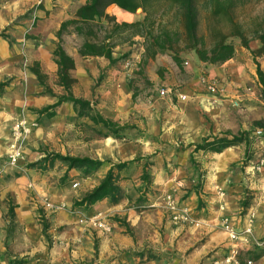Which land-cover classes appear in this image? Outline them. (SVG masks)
Here are the masks:
<instances>
[{
    "label": "crops",
    "instance_id": "0c3cea01",
    "mask_svg": "<svg viewBox=\"0 0 264 264\" xmlns=\"http://www.w3.org/2000/svg\"><path fill=\"white\" fill-rule=\"evenodd\" d=\"M65 2L70 1L0 0V33L6 30V38H0V84L8 83L0 97V166L7 160L13 125L24 120L40 126L22 144L19 174L8 180L0 177V264L21 261L23 264H213L223 260L234 246L221 229V219L228 217L236 230L242 232L251 211L255 214V240L264 223V168L255 176H250L249 170L250 165L264 159V135L260 138L254 135L257 123L264 133V99L251 53L236 47L233 59L221 66L205 67L206 78L221 85L223 95H210L197 75H193L197 71L192 67L187 74L193 78L186 86L174 87L175 79L168 82L172 96L150 97L145 108L133 107L138 108L139 121L129 119V115L114 120L104 117L115 123L122 120L124 124L132 120L137 135L130 142L92 137L87 147H79L80 141H84L80 132L76 136L81 140L72 149L70 126L66 125L67 118L75 117L72 107L65 104L57 108L54 118L45 119L50 121V127L44 130L41 127L45 120L32 113L56 102V98L35 95L48 87L46 78L58 82L53 52L63 20L56 28L53 20L65 14ZM30 10L39 23L49 19L45 22L47 29L41 26L31 35L29 18L13 25ZM50 29L55 36L50 34ZM42 38L49 42L37 46ZM64 51L75 62L71 73L75 80L72 95L91 102V82L77 70L81 57L77 51ZM33 67L43 76L42 84L32 74ZM260 69L264 72V66ZM81 87L87 88L82 98L77 96ZM182 96L184 101L180 100ZM87 125L92 126L89 122ZM224 133L235 136L247 133L251 144L232 146L219 153L193 152L194 146L204 139L221 137ZM57 140L59 145L55 143ZM42 146L49 147L40 149ZM51 153L110 164L86 178L79 171L66 172V166L57 162L47 171L24 168ZM146 158H149L146 170L151 185L149 193H142L139 188ZM136 160L140 162L122 172L115 171L116 184L122 192L117 203L105 199L87 209L73 206L97 187L115 165ZM199 176L201 187L195 190ZM75 183L77 189L72 188ZM176 184L182 186L176 196L178 204L200 220L199 227L174 226L168 221L163 200ZM218 190L223 192V197ZM248 198L250 204L245 210ZM46 201L61 209L54 213L46 211L43 207ZM10 205L14 206L16 228L7 239L5 216ZM221 206L223 212L219 210ZM97 215L107 218L111 232L104 233L78 222L81 216ZM41 216L48 225L45 234ZM236 245L240 249V263L246 264L250 260L243 256L252 252L253 246ZM253 263L264 264V257Z\"/></svg>",
    "mask_w": 264,
    "mask_h": 264
},
{
    "label": "trees",
    "instance_id": "16d2710c",
    "mask_svg": "<svg viewBox=\"0 0 264 264\" xmlns=\"http://www.w3.org/2000/svg\"><path fill=\"white\" fill-rule=\"evenodd\" d=\"M51 1L57 2L61 0ZM205 2L206 6L208 5L210 7L214 17L222 16L229 19L228 11L232 7L234 0H205ZM157 4H168L170 7L175 8L178 21L182 26V33H171L163 29L159 35H153L150 28L154 26L153 23H149V19L151 10ZM111 6H115L124 13L131 15H135L137 11L141 10V12L145 14V17L142 22L117 23L115 18L109 16L106 12ZM102 21H106L110 27L105 28L104 25L101 24ZM197 21V0H86L85 3L76 10L73 19L63 22L56 33L57 44L53 52V57L58 67V86L63 89L64 95L56 97L47 89L48 91H46L45 94L52 98H56V102L51 106L36 111L37 116L39 118L51 120L55 117V110L57 108L68 104L72 107L75 118L87 120L92 124L91 127L97 130L98 135L102 138H119L124 135L128 129V127L120 126L111 120L105 119L99 113H96L91 102L76 99L72 95L71 89L75 80L72 78L71 73L75 69V62L67 56L63 49V36L69 27L73 28L77 36L83 38V42L78 50V54L81 58H103L109 62L110 67L121 63L128 56V54H125L116 59L113 57V50L115 48L113 41L115 39L123 43L130 41L134 37L143 38L144 57L141 63L142 65H146L149 60H153L157 55L169 53L173 62L179 66L181 59L177 55V52L180 45L183 44V49L193 52L200 63L208 66H221L234 58L236 46L231 43L229 39L236 38L240 42V47L250 52L253 57L256 66V76L261 86V98L264 99V72L261 71L260 65L256 62L257 57L264 55V15H262L260 22L253 31L252 39H248L238 26H233L230 35H223L218 32L215 35V42L209 48H206L203 38L198 37L196 34ZM102 30H106V35L102 40H99L97 34ZM4 32L0 33L1 39L6 38ZM251 40H256L260 47L256 50H252L249 46ZM31 72L36 77L39 84H42L44 78L38 68L33 67ZM7 86L8 83L0 84V97L4 94ZM255 126L258 127L256 130H260L261 124L257 123ZM249 136L250 135L247 133L236 136L230 133H224L221 137H209L204 139L201 144L194 146L193 152L211 151L219 153L227 148L241 144H245L246 147H249L251 144L248 141ZM144 160L147 162L143 169V175L141 177L142 185L139 188V192L149 193V186L151 185L150 176L147 171L149 158ZM56 162L65 165L66 172H82L84 178L93 175L101 167L108 165L106 162L92 160L90 158L62 156L60 154L51 153L46 154L44 158L35 163L26 165L25 168L47 171V169ZM139 162V160H136L130 163L115 165L107 172L104 179L97 187L85 194L79 201H75L73 206L75 208L87 209L92 207L95 203L105 199H109L111 203H117L122 197V192L116 184V172H122L127 166ZM198 178L199 180L194 187L195 190H199L201 187L200 176ZM40 219L42 231L45 234L48 225L45 219H43V216H41ZM5 220L7 222L6 233L8 239L13 236L16 228L14 206H9ZM138 256H143V254H139ZM261 257H264V251H262V249L255 253L252 261H258ZM14 264H23V262H15Z\"/></svg>",
    "mask_w": 264,
    "mask_h": 264
},
{
    "label": "rangeland",
    "instance_id": "374dc122",
    "mask_svg": "<svg viewBox=\"0 0 264 264\" xmlns=\"http://www.w3.org/2000/svg\"><path fill=\"white\" fill-rule=\"evenodd\" d=\"M69 1L70 2L68 3L65 2L66 4L64 5L65 14L53 20L55 24L54 28H56L57 25L60 24L59 22H61V20L65 22L73 19L76 10L80 6H82L86 0ZM33 10H30L23 17L17 19L13 23V25L18 24L24 22L25 19L29 18V27L31 28V32L29 33H31V35H33L32 33H35V30L41 26H43L42 28L44 30L47 29L48 25L45 24V22L49 21V19L47 18L45 19V21H43V23H39L32 16ZM197 10L198 21L196 34L198 37L203 38L206 48H209L215 42V35L218 32L222 33L223 35H230L233 26H238L241 31L245 33L248 39H252L253 31L256 29V25L260 22L262 15H264V0H234L232 7L228 11L229 19L222 16L214 17L212 15L210 7L208 5L206 6L205 0H197ZM107 11V14L111 17H114L117 23L142 22L145 17V14H143L141 10L137 11L135 15L124 13L117 7L107 9ZM150 14L151 15L149 23H153L154 26L150 29L154 36L159 35L163 29H166L171 33H182V26L178 21L177 11L175 10V8L170 7L168 4H157L153 7ZM101 24L104 25L105 28L110 27L106 21H102ZM52 25L53 24H51V26L49 25V27H52ZM50 34L55 36V32H53L52 29H50ZM105 35L106 30H102L97 34V37L99 40H102ZM39 39L40 38H38V40ZM45 41L49 42V40H43L42 38L37 46H46L43 43ZM229 41L236 47L240 48V42L238 41V39L233 38L229 39ZM82 42L83 38L75 35L72 27H69L67 32L63 36V48L70 53H73V51L78 52ZM113 42L115 44V48L113 50V57L115 59L119 58L121 55L128 54L126 59L121 63L110 67L107 60L95 58H78L77 62L78 73H81V75H83L89 82H91V93L93 96V98H91V103L93 104L94 111L105 118H111V120H114L117 116L129 115V119H135L139 121L140 114L138 112V108H145L148 105L150 97H166L160 96L159 93L162 90L168 91L171 89L172 86H169L168 82H171L173 79H175L176 86L174 87L180 88L181 86H186L188 82H190L191 78H193V75H197L199 81L201 78H206L204 69L205 67H208V65L202 66L193 52L183 49V44L180 45V48L177 52V55L181 59L180 65L177 66L173 62L172 57L169 53L165 55H157L153 60H149L146 65H142L141 63L144 57L143 38L134 37L130 41H126L123 43H121V41H119L118 39H115ZM249 46L253 50H256V47H260L259 43L256 40H251ZM256 62L260 66H264V55L257 57ZM24 65H27V63L24 62ZM192 67L197 71L196 74H187V71L192 69ZM45 83L46 85H48V87H43L41 89V93L36 94L35 97L51 98L49 95L45 94L46 91H48L47 89H49L52 94L54 93L56 96H60L59 94L64 95V91L61 87L58 86V82H52L48 77L46 78ZM201 86L203 85L201 84ZM85 90H87V88H79L77 96H81L82 98V96L85 95ZM37 91L39 92L40 89H37ZM167 95L172 96V93L169 92ZM44 105L45 104H43V107ZM134 106L138 108L135 109L133 108ZM36 111L37 110H34L32 113H36ZM71 111L73 112L72 108ZM41 119L42 121L45 120V118ZM115 121L117 123H120V125L128 127V129L124 133V135L119 137L122 139H112L124 140L122 142L126 143L130 142V140H132V138L137 135V129L135 128L136 124L133 123L132 120H129L126 124H124L122 120ZM45 123L46 124L41 127L42 130L50 127V121L45 120ZM87 123L88 121L85 119L82 120L75 117L67 118L66 125L70 126L69 133L71 134V137H69V140H71L72 142V149H75V144L81 139H84V141H80L79 147H87L88 144H90L89 142L91 141L92 137L103 139L98 135L97 130H94L91 126H88ZM37 126V128L32 129L31 134L34 132V130L40 128L39 125ZM59 126L60 125H57V129H59ZM255 128L258 127L255 126ZM80 132L82 134L81 139L79 138V136H76V134ZM57 138H59V136H57ZM55 143L57 145L60 144L59 140L55 141ZM48 147L49 146H42L40 149L45 148L47 150ZM105 162L107 164H110L109 161ZM18 164L15 167H11L7 164V160H5L0 166V177L4 180H8L9 177L18 175ZM249 204L250 203L248 198V200H246L244 204L245 210L248 208ZM259 230L260 231L257 233V238L255 237V240L264 241V223H262L261 229ZM260 249L264 251V247H253V251L243 256V258L250 260L252 264H254V261H252L253 256Z\"/></svg>",
    "mask_w": 264,
    "mask_h": 264
},
{
    "label": "built area",
    "instance_id": "2783aa9c",
    "mask_svg": "<svg viewBox=\"0 0 264 264\" xmlns=\"http://www.w3.org/2000/svg\"><path fill=\"white\" fill-rule=\"evenodd\" d=\"M128 66V65H127ZM200 83L206 88L207 92L212 96H221L224 93V88L213 80L207 78H201ZM169 91L162 90L160 91V96H167ZM181 101L185 100V97H180ZM33 128H37V124H27L24 120L16 122L11 131V139L9 144V152L7 155V164L11 167L17 166L19 161L23 158L22 153V144L24 140L31 134ZM256 138L262 137L264 133L261 130H256L254 133ZM264 168V159H259L258 162L250 165L249 174L250 176H255L259 171ZM73 189L78 188V184L75 183L72 185ZM182 186L179 184L174 185L171 190L164 196V212L168 218V221L174 226H186L190 225L193 227L200 226V220L193 217L191 211L187 208L181 207L177 200L176 196L181 191ZM220 197H223V192L221 190L217 191ZM44 209L51 213H54L60 210V207L51 205L49 202H44ZM221 212L224 211V207L221 206L219 209ZM255 221V214L251 211L248 214L246 224L242 232H238L233 226L232 221L228 217H223L220 222L221 229L227 235L228 240L234 245L228 254L221 261H215L213 264H241L239 260L240 249L236 243H241L243 245H252L253 247H264V241H255L253 240V225ZM80 225H88L96 230H99L104 233L111 232L110 225L107 221V218L97 215L92 218L80 217ZM246 264H252L251 261H248Z\"/></svg>",
    "mask_w": 264,
    "mask_h": 264
}]
</instances>
